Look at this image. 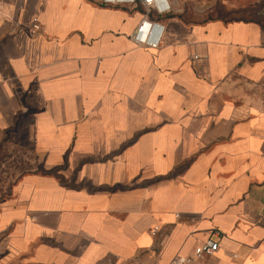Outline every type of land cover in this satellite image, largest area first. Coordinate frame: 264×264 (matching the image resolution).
Here are the masks:
<instances>
[{
    "label": "crops",
    "instance_id": "1",
    "mask_svg": "<svg viewBox=\"0 0 264 264\" xmlns=\"http://www.w3.org/2000/svg\"><path fill=\"white\" fill-rule=\"evenodd\" d=\"M108 1L0 3V137L44 168L0 200V264H170L208 239L191 264H264V27L166 0L153 48L145 8Z\"/></svg>",
    "mask_w": 264,
    "mask_h": 264
},
{
    "label": "rangeland",
    "instance_id": "2",
    "mask_svg": "<svg viewBox=\"0 0 264 264\" xmlns=\"http://www.w3.org/2000/svg\"><path fill=\"white\" fill-rule=\"evenodd\" d=\"M185 1V0H184ZM189 1V0H187ZM185 3L184 17L188 21L264 19V0H206L207 11L197 16L192 5ZM205 8V9H206ZM258 107L264 111V89L258 95ZM43 165L33 150L13 146L0 137V200L10 195L18 179L29 172L43 171Z\"/></svg>",
    "mask_w": 264,
    "mask_h": 264
},
{
    "label": "built area",
    "instance_id": "3",
    "mask_svg": "<svg viewBox=\"0 0 264 264\" xmlns=\"http://www.w3.org/2000/svg\"><path fill=\"white\" fill-rule=\"evenodd\" d=\"M1 1L2 0H0V3ZM99 1L104 3L109 2L108 0ZM131 2L141 5L145 8L144 17L138 25L135 34H133V39L141 45H146L153 48L159 47L164 31V26L160 25L159 32L156 38H152V35L154 34L157 26V22L151 19V14L153 11H156L158 14L167 13L169 11V7L166 4V0H131ZM159 2L160 4H162V7L159 6ZM261 13L264 14V3L261 6ZM32 28L34 32L38 31L40 29L39 23L35 22ZM198 58L199 56H194V59ZM158 230L159 228L155 227L152 229L151 233L153 235H156ZM218 247L219 243L217 241L208 239L194 248L193 256L178 255L170 261V264H191L194 258H200L206 255H211L218 249Z\"/></svg>",
    "mask_w": 264,
    "mask_h": 264
},
{
    "label": "trees",
    "instance_id": "4",
    "mask_svg": "<svg viewBox=\"0 0 264 264\" xmlns=\"http://www.w3.org/2000/svg\"><path fill=\"white\" fill-rule=\"evenodd\" d=\"M237 20H252V21H256V22L262 24V26L264 27V19L257 18V19H237Z\"/></svg>",
    "mask_w": 264,
    "mask_h": 264
}]
</instances>
